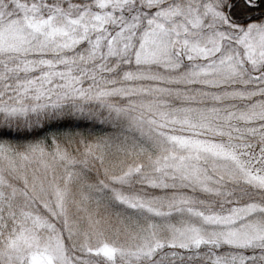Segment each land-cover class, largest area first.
<instances>
[{"label":"snow or ice","instance_id":"1","mask_svg":"<svg viewBox=\"0 0 264 264\" xmlns=\"http://www.w3.org/2000/svg\"><path fill=\"white\" fill-rule=\"evenodd\" d=\"M0 264H264V0H0Z\"/></svg>","mask_w":264,"mask_h":264}]
</instances>
